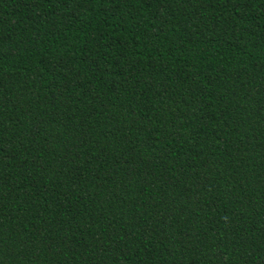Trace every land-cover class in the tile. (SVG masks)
<instances>
[{
	"label": "trees",
	"instance_id": "16d2710c",
	"mask_svg": "<svg viewBox=\"0 0 264 264\" xmlns=\"http://www.w3.org/2000/svg\"><path fill=\"white\" fill-rule=\"evenodd\" d=\"M0 264H264V0H0Z\"/></svg>",
	"mask_w": 264,
	"mask_h": 264
}]
</instances>
